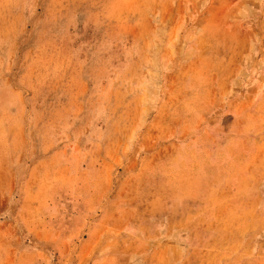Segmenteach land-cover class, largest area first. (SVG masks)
<instances>
[{"label":"rangeland","instance_id":"obj_1","mask_svg":"<svg viewBox=\"0 0 264 264\" xmlns=\"http://www.w3.org/2000/svg\"><path fill=\"white\" fill-rule=\"evenodd\" d=\"M0 264H264V0H0Z\"/></svg>","mask_w":264,"mask_h":264}]
</instances>
